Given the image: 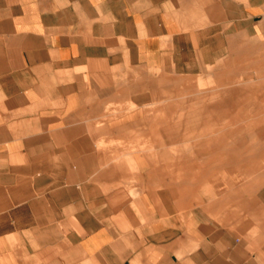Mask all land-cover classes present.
I'll return each instance as SVG.
<instances>
[{
    "label": "crops",
    "instance_id": "0c3cea01",
    "mask_svg": "<svg viewBox=\"0 0 264 264\" xmlns=\"http://www.w3.org/2000/svg\"><path fill=\"white\" fill-rule=\"evenodd\" d=\"M256 6L0 0V264H264V205L239 189L200 190L203 169L173 181L179 168L164 153L192 149L202 164L250 165L256 154L222 151L245 147L251 128L227 126L214 142L197 137L223 122L222 101L180 109L176 125L195 124L193 135L184 127L188 137L156 130L145 110L155 75L216 66L222 76L239 71L241 57V70L255 66L246 44L257 30L264 37ZM129 102L137 108L127 111Z\"/></svg>",
    "mask_w": 264,
    "mask_h": 264
},
{
    "label": "rangeland",
    "instance_id": "374dc122",
    "mask_svg": "<svg viewBox=\"0 0 264 264\" xmlns=\"http://www.w3.org/2000/svg\"><path fill=\"white\" fill-rule=\"evenodd\" d=\"M212 2V0H210ZM223 1L225 8L232 10H242L248 8V4L257 5V18L261 19L264 16V0H218ZM263 14V15H262ZM262 29H264V20L259 22ZM250 29V28H249ZM247 43V41H246ZM246 51H250L249 57H252L250 62H255L256 65L245 68V62L247 57H241L237 60L240 65L239 71H223V75H217L216 66H209L208 71L204 75L197 76H184V75H170L163 74L155 75V79L149 78L150 84L155 83V86H145V97H155L153 101H150L149 105L145 106V110L149 113H155V129H172L170 131H176L180 137H188L190 134H184V127H192L195 124L177 126L178 115L180 109L184 105H189L191 102L203 104L204 106H210L213 103L222 101L227 109V115L222 119V123L212 124L209 133H198L193 130L192 135L196 134L197 137H201L208 141H218L221 137L217 131L224 129L228 130V127H242L243 129L251 128V132L264 129V92H261V88L264 85V37L262 33L257 30L255 35L254 45L246 44ZM233 63L232 59L224 58V67H230ZM158 74V73H157ZM243 84V85H242ZM244 84H248L249 88L244 87ZM190 97H200L196 100H191ZM210 98L212 102L208 103L206 98ZM222 97V99H220ZM186 99V100H185ZM194 99V98H193ZM210 101V100H209ZM186 102V104H185ZM137 105L129 102L126 107L127 111L136 109ZM112 110H117L113 107ZM205 109L198 108V112L202 116V123L207 121L205 119ZM235 116V117H234ZM234 117V118H233ZM234 120L233 123L229 122ZM174 125V126H173ZM176 125V126H175ZM217 126V127H216ZM228 126V127H227ZM213 131V132H212ZM245 133L243 140L246 141L245 147L232 151L231 149H224V153H241L248 156L257 155L252 158L250 165H236L234 161L229 158H223L224 165L216 166L215 164H202L200 158L192 156L191 150L185 149H167L164 151L166 156H169V160L173 159L177 163L173 165V168L178 167L177 172H170V176L173 181H179L180 175L189 176L191 173L196 175L200 170L206 171V177H204L203 184L200 185V190H206L209 188L216 189V186L225 191H232L233 189L241 190V193L245 199L256 202V205H264V135L263 137L253 133ZM225 140L232 142L231 138L226 137ZM181 142L185 140L176 139ZM187 142H181L177 145L181 147H188L189 142L195 143V140H186ZM158 142V134L155 133V144ZM255 146L256 149L246 148V146ZM165 146V145H164ZM178 147V146H176ZM144 152H152L145 149ZM160 151L155 150V159H158ZM163 153V152H162ZM192 159V164L181 168V160ZM220 160V158H218ZM218 160V161H219ZM216 160H214L215 163ZM221 161V160H220ZM159 161L156 160V163ZM167 162V161H166ZM197 164V165H196ZM251 173V174H250ZM250 174V175H249ZM175 175V176H174ZM174 177V179H173ZM186 177V178H187ZM204 192V191H203ZM226 193V192H224ZM200 201L199 198L194 199Z\"/></svg>",
    "mask_w": 264,
    "mask_h": 264
}]
</instances>
